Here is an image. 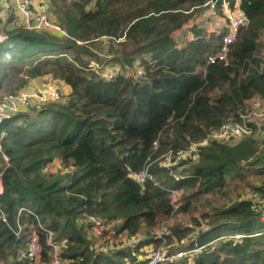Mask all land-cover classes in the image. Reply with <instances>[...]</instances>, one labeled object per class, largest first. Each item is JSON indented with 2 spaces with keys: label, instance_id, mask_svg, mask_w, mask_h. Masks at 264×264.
Here are the masks:
<instances>
[{
  "label": "trees",
  "instance_id": "obj_1",
  "mask_svg": "<svg viewBox=\"0 0 264 264\" xmlns=\"http://www.w3.org/2000/svg\"><path fill=\"white\" fill-rule=\"evenodd\" d=\"M206 1L70 0L55 10L70 37L23 26L7 32L0 42V85L10 77L2 64L18 60L17 73L28 79L52 74L70 91L63 101L0 124V264H28L17 254L34 231L48 251L49 230L61 243V264H143L149 257L134 251L147 243L155 250L170 244L168 255L189 252L156 264H264V211L255 208L264 196L255 177L264 174L260 142L252 135L231 144L211 140L197 158L177 162H189L178 177V165L160 160L227 120L240 121L251 97L264 98V41L258 39L264 0H242L250 21L231 44L228 61L215 63L208 54L221 46L222 33L194 24L191 38L177 36ZM104 40L109 59L122 69L111 78L89 64L103 60L95 48ZM136 60L144 63L141 76L131 68ZM56 160L61 163L49 169ZM145 168L153 178L131 176ZM249 173L256 196L239 192L204 211L207 225L193 215V223L151 234L169 217L193 212L206 193L223 194L228 178ZM169 188L184 191L178 209ZM91 216L104 221L105 232L138 234L139 240L113 252L96 250L86 231Z\"/></svg>",
  "mask_w": 264,
  "mask_h": 264
},
{
  "label": "built area",
  "instance_id": "obj_2",
  "mask_svg": "<svg viewBox=\"0 0 264 264\" xmlns=\"http://www.w3.org/2000/svg\"><path fill=\"white\" fill-rule=\"evenodd\" d=\"M241 3L242 0H222L220 2L218 0H207L204 3L208 12H211L212 14H222L226 20V23L222 26V30L220 31V33H222L221 46L215 52L208 54V63L220 61L227 62L231 44L236 41L241 27L249 23L250 19L241 6ZM13 20H20L19 25L27 29L36 31L51 30L59 37H68L67 31L53 14L50 3L45 0H0V22L10 21L13 26H16ZM7 37V33L0 30V42ZM185 37V39L191 38L189 34ZM89 64L91 67H99L94 60H91ZM106 69L107 68L103 70V74ZM114 69L115 72H112L111 74L110 72H106L109 78L117 74L118 69ZM135 72L137 76L145 74L144 66H138ZM59 97L60 93L58 88L52 84L40 88L13 91L0 98V124L5 119L14 116L23 109L36 106L40 107L50 100ZM262 98L263 97L255 96L247 100L246 110L242 113L240 121L233 119L227 120L223 122L220 127L209 132L204 139L192 142L188 147L180 149L177 152H168L171 153V156L169 159H166L167 161L165 164L167 165L169 163L180 162L181 160L197 158L199 155V147L209 143L211 140H232L234 138H240L243 135H253L256 131H260L262 134V124L260 122L264 119V98ZM3 135L4 132L0 130V150L2 149ZM260 140V148H264V136L261 137ZM3 155L8 158L5 153H3ZM131 176L140 182L145 181L148 177L153 178V175L149 172L148 168L132 172ZM0 190L3 191L1 185ZM169 190L171 191V204L174 209H178L182 203V192L178 188H169ZM90 219L93 220V226L91 229H99L102 232L105 230L103 220L94 218L93 216H91ZM15 233L16 237H21L22 225L20 223ZM138 236L139 235H136L131 238L130 244H135L139 240ZM48 243L52 246L50 254L48 258H43L40 237L37 231H34L30 236L27 245L19 249L17 256L20 259L26 260L28 264H61L64 260L61 255V243L53 239L52 231L50 230L48 232ZM93 245L96 247V250H99L97 244ZM182 253V251H177L174 254L168 255L165 252L162 253V250H154L153 256L149 257V260L143 264H156L159 261H164L176 255H182Z\"/></svg>",
  "mask_w": 264,
  "mask_h": 264
},
{
  "label": "rangeland",
  "instance_id": "obj_3",
  "mask_svg": "<svg viewBox=\"0 0 264 264\" xmlns=\"http://www.w3.org/2000/svg\"><path fill=\"white\" fill-rule=\"evenodd\" d=\"M41 1V0H38ZM48 1L51 5V9L53 11V14L56 16V18L60 20V18L58 17L57 13H56V6L59 4H65L66 2L70 1V0H45ZM205 8V9H204ZM204 9V10H203ZM206 11V12H205ZM13 22H15L16 26H13V24L10 21H2L0 22V30L2 32L7 33L8 31H11L13 28H17L20 25V20H13ZM226 23V20L224 18V16L222 14H212L211 12H208L207 7L203 6L196 14L195 16L186 24V26L181 30L180 33L177 34L178 38L181 40H184L186 37V35L189 34V36L191 37L194 33V31L191 29L192 26L194 24H197L198 27H205L206 31L208 33L211 32H220L222 29V26ZM62 25V24H61ZM226 27V26H224ZM68 33V37H70V34L68 32L67 29H65ZM44 31L46 33H52L55 35V33H53L51 30H41ZM68 37H62V38H68ZM107 40L108 38H101ZM260 41H264V28L262 29L259 38ZM103 41L99 45L100 47H96L95 50L98 52L99 56L103 58V60L98 61L96 58L94 59V61L97 62L98 66V73L101 74V76H104L106 78H109L106 74V72H110V74L112 72H115V69H121V66L118 63H114L113 61H111L110 58V52H109V47H108V43H106V41ZM264 43V42H263ZM115 48H118L119 45L115 42L114 44ZM147 58H149V55H146ZM7 65L2 64L3 67H6V72L9 73V78L5 79L4 82L2 83V85H0V98H2L3 96H6L7 94L11 93V92H15V91H19L20 89H32V88H40V87H45L49 84H52L54 86H56L59 90L60 93V97L54 100H50V101H63L66 98L67 93L70 91V86L61 81V79L55 78L52 74H46L44 76H40V77H35V78H30L28 79L27 77L23 76V74H19L17 73L15 70V64H19L18 60H14L12 63H6ZM9 64V65H8ZM138 66H144V63L142 62V60H136L134 63V66H132L131 68L134 70H136V68ZM106 69L105 73L103 74V70ZM130 68V69H131ZM128 69V68H126ZM126 69H123V71H126ZM122 70V69H121ZM1 74V73H0ZM24 82V84H23ZM1 84V82H0ZM23 84V85H22ZM20 85V86H19ZM19 86V87H17ZM263 99V98H262ZM264 100V99H263ZM49 101V102H50ZM32 107L28 108V109H23L19 112H32ZM18 121H21V119H19ZM262 126V130L263 133L261 134L260 131H256L252 136L255 137L259 142H260V147H261V137L264 136V119L260 121ZM246 135L241 136L240 138H234V139H225L222 140L221 142H225L228 144L231 143H235L240 141L243 137H245ZM170 152V151H169ZM171 153H166L164 155H162V157L160 158L161 162L163 165L165 166H176L178 165V172H176V176H181V174L179 173V170L187 167L189 165L188 163H185L183 165H180L179 163H169V164H165V162L167 161L166 159L170 158ZM183 161H188V160H181L180 162ZM248 162V161H247ZM2 163H4L2 161ZM60 160H56L55 162H53L52 164H49V169L51 168V170H55V165L59 164ZM248 177L247 178H240V177H236V178H228L226 180V187L223 188L224 192L223 194H218V192L215 193H206L203 197H201V199L199 201H197L195 203V206L193 208V212L191 213H179L178 215H174L173 217H169L168 219H166L164 222L161 223V225L157 228H155L151 234H156L158 236H162L163 232L167 229L168 233L170 232V227L175 225L177 222H179L181 225L184 224H189V223H193V220L191 219L193 215H196L199 221H204L203 225H207L206 223V219L203 217V212L204 211H208L210 212L211 210H213V208L216 205H221L222 203L226 202L227 200H230V198L232 197L237 198L236 196H240L239 192H243V196L245 197H250L251 196H256V194H253V190L251 189V186L249 185V182H251L252 180L250 179V173L247 174ZM257 177L260 182V184H264V174L255 176ZM244 179V180H241ZM1 180V179H0ZM1 185V184H0ZM1 192L3 193V191L0 190V194ZM181 192H184L183 190H181ZM262 199L258 200L257 205H255V208L263 210L264 211V204L261 203L264 201V196L261 197ZM87 234L90 237L91 241L93 244H97L98 245V249L100 251H105V252H113L114 250L118 249V248H122L125 246H130L132 244H130L131 242V238L133 237H129V234L126 233H119L117 235L113 234V232H115L114 230H110L109 233L105 232V230L102 232L99 229H90L87 228ZM141 233H145L144 231H142ZM140 234V233H139ZM138 235V234H137ZM236 236H239L238 234H236ZM186 239V238H185ZM178 240H176V244H178ZM183 242V241H182ZM188 242L187 240H185L183 243ZM170 247L169 245H163L162 246V253L165 252V249L167 250V248ZM156 249V247H154V245L152 243H147V244H143L139 247V250L136 249V251H134V254L139 255L141 258H147V257H151L153 256V251ZM45 250V253L43 254ZM50 249H48V251L46 249H44V246L42 245V257L43 258H48L49 254H50ZM182 254L184 253H189L186 251L182 250ZM47 253V254H46ZM183 255H176L172 258L169 259H177L179 257H181ZM42 260V259H41ZM126 261L129 263L130 262V258L126 257Z\"/></svg>",
  "mask_w": 264,
  "mask_h": 264
},
{
  "label": "crops",
  "instance_id": "obj_4",
  "mask_svg": "<svg viewBox=\"0 0 264 264\" xmlns=\"http://www.w3.org/2000/svg\"><path fill=\"white\" fill-rule=\"evenodd\" d=\"M181 31H179L178 33H180Z\"/></svg>",
  "mask_w": 264,
  "mask_h": 264
}]
</instances>
